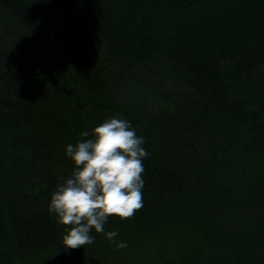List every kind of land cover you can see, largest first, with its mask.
Here are the masks:
<instances>
[{
	"label": "trees",
	"instance_id": "16d2710c",
	"mask_svg": "<svg viewBox=\"0 0 264 264\" xmlns=\"http://www.w3.org/2000/svg\"><path fill=\"white\" fill-rule=\"evenodd\" d=\"M114 116L145 140L143 207L65 249L66 146ZM133 235L146 264H264V0H0V264Z\"/></svg>",
	"mask_w": 264,
	"mask_h": 264
},
{
	"label": "clouds",
	"instance_id": "9594fccd",
	"mask_svg": "<svg viewBox=\"0 0 264 264\" xmlns=\"http://www.w3.org/2000/svg\"><path fill=\"white\" fill-rule=\"evenodd\" d=\"M92 131L94 138L66 146L75 168L70 178H61L64 182L58 184L49 205L61 224L71 226L63 236L65 249L92 244L90 232L103 233L109 216L130 219L143 207V159L149 155L142 147L144 138L129 121L115 116ZM117 235L111 231L106 237L113 241Z\"/></svg>",
	"mask_w": 264,
	"mask_h": 264
},
{
	"label": "rangeland",
	"instance_id": "374dc122",
	"mask_svg": "<svg viewBox=\"0 0 264 264\" xmlns=\"http://www.w3.org/2000/svg\"><path fill=\"white\" fill-rule=\"evenodd\" d=\"M132 241L134 242L136 247H137V243H138V247L141 248L143 246V245H139L138 239L133 235L132 239H129V238L124 239L123 243H126L127 246L122 247L115 256L111 257L110 255L109 257H106V258L105 256L100 257L97 263L99 262L98 264H105L106 262H110V264H146L147 261L142 263L138 259V256H136L137 258L135 257V255L137 254L135 249L133 251H128V244Z\"/></svg>",
	"mask_w": 264,
	"mask_h": 264
}]
</instances>
